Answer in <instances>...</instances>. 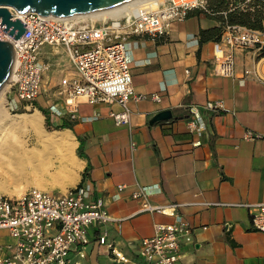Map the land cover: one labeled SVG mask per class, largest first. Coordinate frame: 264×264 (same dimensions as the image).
<instances>
[{"label":"crops","instance_id":"1","mask_svg":"<svg viewBox=\"0 0 264 264\" xmlns=\"http://www.w3.org/2000/svg\"><path fill=\"white\" fill-rule=\"evenodd\" d=\"M231 1L208 0L212 14L192 11L166 34L128 41L137 98L129 102L128 125L109 116L119 110L115 104L82 102L72 118L54 96L72 69L68 56L62 47L40 49L48 69L33 107L45 110L52 125L72 124L61 131L73 135L81 162L76 183L51 193L87 185L86 202L100 203L111 219L89 227L88 243L71 251L73 260L117 264L112 247L140 262L141 240L153 235L154 225L179 217L191 231V241L181 244L183 263L264 264V235L252 228L245 206L264 200V139H243L248 130L264 133V56L255 48L234 50L232 75L215 72L214 46ZM140 187L151 206L175 205L174 216L141 211L132 198ZM10 242L1 232L0 244Z\"/></svg>","mask_w":264,"mask_h":264},{"label":"built area","instance_id":"2","mask_svg":"<svg viewBox=\"0 0 264 264\" xmlns=\"http://www.w3.org/2000/svg\"><path fill=\"white\" fill-rule=\"evenodd\" d=\"M258 1L263 5L264 13V0H233L229 10L251 12L260 8ZM192 11L213 13L208 0H145L120 16L97 21L42 17L33 12L20 14L22 17L17 18L10 10L12 18L25 24L26 30L17 40L0 30V40L10 42L14 49L15 66L13 63L8 90L17 101L33 106L48 69L39 58L40 49L43 46L62 47L72 67L54 91L55 98L62 101L63 109L74 118L82 102L115 104L119 110L110 111L109 116L117 126L128 125L129 102L134 97L128 41L142 34L153 38L166 34L173 22L182 21ZM214 47L215 72L231 76L234 50L264 48V16L259 30L237 24L225 25ZM206 107L221 106L207 103ZM243 139H264V133L248 130ZM122 188L120 186L119 190ZM88 196L87 185H78L60 194L29 189L20 196L0 195V233H6L12 240L0 244V264H81L70 258L71 251H78L88 243L90 226L111 220L100 203L86 202ZM147 196L145 187L132 193V198L141 201V211L174 216L175 205L151 206ZM245 206L252 228L264 235V200ZM175 220L176 223L169 225H154L153 235L141 240L140 262H133L110 247L113 261L117 264H185L181 244L191 241V231L185 221L179 217ZM99 243H104V237Z\"/></svg>","mask_w":264,"mask_h":264},{"label":"rangeland","instance_id":"3","mask_svg":"<svg viewBox=\"0 0 264 264\" xmlns=\"http://www.w3.org/2000/svg\"><path fill=\"white\" fill-rule=\"evenodd\" d=\"M12 93L7 88L2 96L5 108L9 114L29 115L35 110L38 111L36 108L29 111L21 108L20 104L15 101ZM43 122L42 116V126ZM1 136L0 183L3 188H7V191H5V188L4 193L1 191L0 195L20 196L29 189L53 193L64 190L61 186L67 183L72 156L73 158H77L74 152L70 157L63 145H42L37 140V129L30 123H25L14 128H7L3 130ZM24 142L29 145L28 148L36 147L38 152L34 155H31L28 151L24 152ZM19 190L22 192H19L20 194L17 195V191Z\"/></svg>","mask_w":264,"mask_h":264},{"label":"water","instance_id":"4","mask_svg":"<svg viewBox=\"0 0 264 264\" xmlns=\"http://www.w3.org/2000/svg\"><path fill=\"white\" fill-rule=\"evenodd\" d=\"M130 0H0V30L14 40L26 30L25 24L13 19L10 10L17 14L33 12L42 17L65 18L105 10ZM14 63L13 45L0 40V92L7 83Z\"/></svg>","mask_w":264,"mask_h":264},{"label":"bare ground","instance_id":"5","mask_svg":"<svg viewBox=\"0 0 264 264\" xmlns=\"http://www.w3.org/2000/svg\"><path fill=\"white\" fill-rule=\"evenodd\" d=\"M143 1H145V0H130L128 2L119 4L117 6H114V7L105 9V10H101V11H97V12H91V13L82 14V15H72V16H67V17L68 18L69 17L75 18V19H88L91 21L105 20L108 18L120 16L124 12H127L128 9L130 10V8L133 5H139ZM15 15L17 18L22 17V16H20V14L15 13ZM14 66H15V61H14ZM11 77L12 76H10V78L8 79L4 88L0 92V140L2 138L1 134H2L3 130H5L7 128L18 127L20 125H24L25 123H30L33 127H35L37 129V140H39V142L42 145H44V146H48L49 144L63 145L66 148L68 156L71 157L73 155V152H74L76 141H75L73 135L68 130L47 132L41 124L42 123V116H41L40 112H38L37 110H35L33 113H31L29 115H25V114L11 115L7 112V110L5 108V102L2 98V96L5 93V91L7 90V88L9 87ZM24 109L29 111L31 109H34V107L32 105L27 104L24 106ZM39 129H41V130H39ZM24 144H25V145H23V151L24 152L28 151L31 153V155H34L35 153L38 152L36 147L28 148L29 145L26 142H24ZM80 163H81L80 159L75 158V157L73 158V156H72V159L70 161V169L68 170V176H67L68 179L66 178L67 183L63 184L61 186L62 189H64L66 186L69 187V185H73L74 183H76L75 180L78 177V170L80 169V165H81ZM5 188L6 187L3 188V186H1V183H0V192L3 191V193H4ZM5 191H7V188ZM17 192H18L17 195H19L20 194L19 192H22V191L19 190Z\"/></svg>","mask_w":264,"mask_h":264},{"label":"trees","instance_id":"6","mask_svg":"<svg viewBox=\"0 0 264 264\" xmlns=\"http://www.w3.org/2000/svg\"><path fill=\"white\" fill-rule=\"evenodd\" d=\"M257 5H259L260 8L254 9L251 12L250 11H246V12L238 11V10L229 11L228 16H227V24L225 25L237 24V25L245 26L249 29H254V30L261 29L262 22H263V16H264V13L262 10L263 5L260 4L259 1L257 2ZM222 32H223V29L221 31V34ZM260 51H261L260 55L264 56V48H262ZM35 107L41 112L42 116L44 117L43 126L47 132L61 131L63 129H70L72 127V124L68 121H62L60 124L52 125L47 112L43 109H40L37 106ZM76 155L78 157H81L79 150L76 151Z\"/></svg>","mask_w":264,"mask_h":264}]
</instances>
